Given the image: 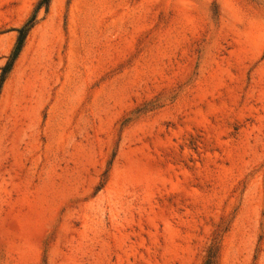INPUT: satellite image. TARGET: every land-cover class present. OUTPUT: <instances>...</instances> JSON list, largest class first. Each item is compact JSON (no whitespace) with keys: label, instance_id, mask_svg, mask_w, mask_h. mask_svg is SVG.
Instances as JSON below:
<instances>
[{"label":"rangeland","instance_id":"obj_1","mask_svg":"<svg viewBox=\"0 0 264 264\" xmlns=\"http://www.w3.org/2000/svg\"><path fill=\"white\" fill-rule=\"evenodd\" d=\"M0 0V264H264V0Z\"/></svg>","mask_w":264,"mask_h":264},{"label":"trees","instance_id":"obj_2","mask_svg":"<svg viewBox=\"0 0 264 264\" xmlns=\"http://www.w3.org/2000/svg\"><path fill=\"white\" fill-rule=\"evenodd\" d=\"M50 3V0H41L39 3L38 8L40 9L43 6H48ZM34 22V18H32L22 29H20V36L18 38V45L16 50L14 51V53L11 55L8 63L5 65L4 69H3V73L2 76L0 78V89L2 87V84L4 82L5 76L7 74V72L10 70V68L12 67L14 61L16 60V58L18 57L23 41L27 35V32L29 31V29L32 27V24Z\"/></svg>","mask_w":264,"mask_h":264}]
</instances>
